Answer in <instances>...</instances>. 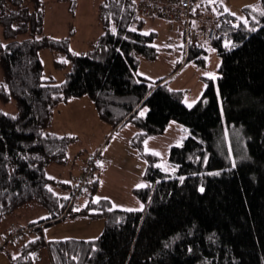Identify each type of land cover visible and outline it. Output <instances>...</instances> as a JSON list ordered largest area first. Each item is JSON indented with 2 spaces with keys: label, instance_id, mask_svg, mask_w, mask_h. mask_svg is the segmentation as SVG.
Wrapping results in <instances>:
<instances>
[{
  "label": "trees",
  "instance_id": "16d2710c",
  "mask_svg": "<svg viewBox=\"0 0 264 264\" xmlns=\"http://www.w3.org/2000/svg\"><path fill=\"white\" fill-rule=\"evenodd\" d=\"M137 9L138 0H105L99 8L103 34L87 54L77 55L69 50V39L44 34L43 0H0L7 41L0 40V100L18 106L17 116L0 110V220L34 202L48 213L45 220L20 227L26 232L18 243L8 240L14 227L4 230L0 249L30 235L23 249L46 245L55 264H264V15L246 9L248 22L207 15L237 22L239 29L224 27L229 36L212 41L222 60L220 78L206 80L203 97L188 108L183 92L170 90L166 79L152 83L138 75L140 58L154 60L158 50L152 45L156 34L139 30L146 17ZM196 12L205 15L200 8ZM21 35L25 38L18 40ZM225 39L229 48L222 45ZM43 49L59 51L71 62L62 84L44 79ZM204 54L203 45L191 49L186 63L194 58L204 65ZM84 96L117 132L129 124L139 129L128 143L147 162L148 186L134 190L143 211L113 210L110 201L95 200L99 180L71 203L83 170L68 198L53 189L59 183L46 168L67 161L75 138L49 129L61 104ZM223 116L248 138L247 162L233 163L217 150ZM172 121L191 132L170 151L173 175L156 167L158 157L143 152L146 138L164 133ZM79 217L104 218L102 234L96 240L48 242L42 228L31 231Z\"/></svg>",
  "mask_w": 264,
  "mask_h": 264
},
{
  "label": "rangeland",
  "instance_id": "374dc122",
  "mask_svg": "<svg viewBox=\"0 0 264 264\" xmlns=\"http://www.w3.org/2000/svg\"><path fill=\"white\" fill-rule=\"evenodd\" d=\"M105 0H43L44 4V34L54 39H69V50L77 55L87 54L91 44L103 34V27L99 20V8ZM199 8L205 12L204 17L231 15L239 21L248 22L246 9L261 12L264 10L262 0H200ZM250 23V22H249ZM248 23V24H249ZM194 26H198L195 25ZM146 33H155L152 45L157 48L158 55L154 60L140 58L138 75L152 83L173 72L184 57L183 29L178 24H171L165 18H151L146 16L144 25L139 29ZM20 36L18 40H22ZM0 40L7 43L0 25ZM206 54L202 55L205 64L200 65L197 59H191L184 69H180L164 82H168L170 90L183 92V104L192 108L203 97L208 84L206 80L220 78L222 60L212 42L203 43ZM201 57V58H202ZM40 59L44 66V79L52 84L65 82L71 62L65 54L51 49H43ZM56 62L66 67H59ZM211 73L212 75H206ZM3 72L0 65V83ZM86 97V96H85ZM82 98V97H81ZM78 99L75 103L74 100ZM68 103L61 104L55 112L53 122L55 131L75 140L68 145V159L64 163H53L47 166L46 173L59 184L54 190L56 194L66 198L69 187L66 178L75 175L79 162L95 152L94 146L101 142L108 133L111 124H103L97 109L90 97L84 99L72 98ZM87 101H90L89 104ZM191 105V107H189ZM0 110L5 114L17 116L18 106L15 100L4 103L0 100ZM147 109L143 110V116ZM224 126L217 142V150L227 156L233 163H243L250 159L248 138L235 125H228L225 116ZM101 120V121H100ZM105 123V122H104ZM117 130V129H116ZM114 130L105 140L101 148L103 164L93 174L91 181L99 180L95 200H108L112 209L124 211H143L145 204L135 195L134 190L148 186L144 176L147 162L141 159L128 143L130 138L139 132L134 124H129L119 132ZM117 132V133H116ZM191 136L188 127L172 121L164 133L146 138L143 152L158 157L155 165L162 171L174 174L176 168L172 166L169 155L175 146H181ZM74 172V173H72ZM61 184H66L65 186ZM17 210L9 218L0 220V243L4 238V230L10 228L21 229L32 218H42L47 215L37 202ZM142 206V207H141ZM29 207V208H28ZM9 224V226H8ZM21 227V228H20ZM44 225H36L31 229L37 230ZM105 228V219L97 218H68L66 221L45 227L43 237L45 241L52 240H96ZM27 235L19 245H7L0 249V264H55L46 245L34 249L24 250V244L30 240ZM33 238V237H32ZM95 238V239H93Z\"/></svg>",
  "mask_w": 264,
  "mask_h": 264
},
{
  "label": "built area",
  "instance_id": "2783aa9c",
  "mask_svg": "<svg viewBox=\"0 0 264 264\" xmlns=\"http://www.w3.org/2000/svg\"><path fill=\"white\" fill-rule=\"evenodd\" d=\"M200 0H138V13L141 16L153 18H165L171 24H178L183 29L184 57L182 66L187 62L191 49H197L203 43L215 41L220 37L227 38L230 31L225 28H234L235 32L239 29V23L229 22L224 17H204L197 14ZM198 25V26H194ZM223 41V47H230ZM230 42V41H229ZM103 162L101 149L90 155L84 165L83 173L77 180L76 191L72 196V202L78 194L88 191L91 185V178L96 167ZM34 229H31L33 231ZM26 231L13 229L8 240L11 243H18Z\"/></svg>",
  "mask_w": 264,
  "mask_h": 264
},
{
  "label": "crops",
  "instance_id": "0c3cea01",
  "mask_svg": "<svg viewBox=\"0 0 264 264\" xmlns=\"http://www.w3.org/2000/svg\"><path fill=\"white\" fill-rule=\"evenodd\" d=\"M186 65V64H185ZM184 65V66H185ZM184 66H182V68L184 69ZM181 68V69H182ZM180 70V69H179ZM178 70V71H179ZM177 71V72H178ZM176 72V73H177ZM176 73H173V72H171L170 74H168L167 76H165V77H163V78H161L160 80H162V79H168L169 77H171L172 75H174V74H176ZM87 97V96H86ZM85 96L84 97H82V98H80V99H84V98H86ZM72 100H74L73 101V103H75L78 99H72ZM70 102V101H69ZM88 102V104H89V102L90 101H87ZM68 103V102H67ZM90 104H91V102H90ZM96 109V108H95ZM101 121V120H100ZM103 122V121H102ZM103 124H107L106 122L104 123L103 122ZM107 126H109V129H108V133L102 138L103 140L101 141V142H99L96 146H94V148L93 149H95V152H97L98 150H100L102 147H103V144H104V142H105V140L109 137V135L115 130L114 129V127H111L110 125H108L107 124ZM55 124H54V122H52V125H51V127H50V132H52V133H55V134H59V135H62V134H60V133H58V132H56L55 131ZM119 132V131H118ZM94 152V153H95ZM84 160H86V158L84 159ZM84 160L83 161H81V162H79V166L77 167V169L74 171L75 172V175L74 176H72V174H71V176L70 177H68V178H66V181H69L68 183H67V185H68V187H69V192H67L66 193V195H67V197L66 198H68L69 197V195H70V193H71V190H72V186H73V184H74V182L76 181V179H77V177L82 173V170H83V165H84ZM74 172H72V173H74ZM61 185H63V184H61ZM66 185V184H65ZM33 204V203H32ZM26 206H30V205H26ZM40 206V205H39ZM42 207V206H41ZM23 208H25V207H23ZM23 208H21V209H23ZM29 208V207H28ZM43 208V207H42ZM44 209V208H43ZM45 210V209H44ZM45 212L47 213V211L45 210ZM15 213V212H14ZM13 213V214H14ZM9 217H11V215L9 216ZM9 217H7V218H9ZM48 217V213H47V215H43V217L42 218H32L31 217V219L30 220H28V222L27 223H25V226H28V225H30V224H33V223H37V222H40V221H43V220H45L46 218ZM8 226H9V224H8ZM45 227H47V226H45L44 225V227H42V234L44 233V229H45ZM34 237V236H33ZM33 239V238H32ZM49 242V241H48Z\"/></svg>",
  "mask_w": 264,
  "mask_h": 264
},
{
  "label": "snow or ice",
  "instance_id": "6c2138e0",
  "mask_svg": "<svg viewBox=\"0 0 264 264\" xmlns=\"http://www.w3.org/2000/svg\"><path fill=\"white\" fill-rule=\"evenodd\" d=\"M261 15H264V10L261 11ZM112 31L115 33L116 29L113 27ZM230 42L226 41L225 44L228 45ZM3 47H7L6 45H2ZM206 75H212L211 73H206ZM4 87H7L6 85H4ZM189 107H191V105H189ZM141 115H143V110L140 113ZM14 118V117H13ZM146 143V142H145ZM233 166H235V164H233ZM218 174V173H217ZM181 180H183V177L180 178ZM203 187H201L200 191H203ZM142 207V206H141ZM95 239V238H93Z\"/></svg>",
  "mask_w": 264,
  "mask_h": 264
}]
</instances>
